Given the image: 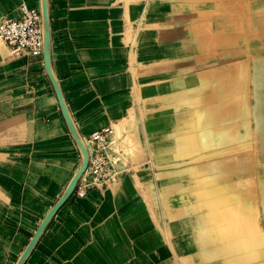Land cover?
I'll return each mask as SVG.
<instances>
[{"label": "rangeland", "instance_id": "374dc122", "mask_svg": "<svg viewBox=\"0 0 264 264\" xmlns=\"http://www.w3.org/2000/svg\"><path fill=\"white\" fill-rule=\"evenodd\" d=\"M119 3L122 11L116 16L125 23L121 21L109 35L127 53L130 50L120 77L130 88L132 104L106 128L110 131L102 145L114 161L113 153L118 154L122 171L101 201L105 195L117 198L119 188L130 182L139 186L142 196L151 200L148 209L163 235L167 264H264V125L258 131L250 119L253 130L247 131L240 116L244 107L255 106L249 76L254 58L264 56V0ZM145 33L148 36L143 38ZM3 41L0 38L2 49ZM7 49L9 54L0 55V64L15 61ZM132 114L139 119L137 126L148 130L142 144L133 151L110 147L111 131L130 133L121 124ZM200 136L217 145L201 149ZM186 139L190 146L183 147ZM82 159L80 151L76 160ZM204 173L214 176L198 183ZM181 179L185 185L199 184L198 206L176 208L177 193L186 190L178 189L182 184H167ZM230 205L236 209L232 215L227 210ZM197 212L199 219H207L198 229L215 232L216 249L206 253L207 247L198 244L193 253H181L177 240L182 236L174 227L180 220L183 239L187 238L195 229L187 219ZM234 222L240 227L234 228ZM160 259L158 252L156 260Z\"/></svg>", "mask_w": 264, "mask_h": 264}, {"label": "crops", "instance_id": "0c3cea01", "mask_svg": "<svg viewBox=\"0 0 264 264\" xmlns=\"http://www.w3.org/2000/svg\"><path fill=\"white\" fill-rule=\"evenodd\" d=\"M25 1L41 8L42 0H0V16ZM119 6V0H47L49 59L45 52L43 63L0 64V264L168 263L163 235L149 213L151 200L134 182L126 191L119 188L117 198L105 195L102 201L71 194L32 243L79 170L81 149L59 95L81 139L106 129L131 107L130 88L120 77L130 50L109 35L125 23L116 16ZM0 55L7 56L1 46ZM177 184L186 191L177 193L176 208L198 206L199 184L181 179L167 185ZM201 219L191 214L187 220L195 229L185 239L177 221L181 253H193L203 233L216 237L211 228L198 229ZM215 244L207 247L209 253Z\"/></svg>", "mask_w": 264, "mask_h": 264}, {"label": "built area", "instance_id": "2783aa9c", "mask_svg": "<svg viewBox=\"0 0 264 264\" xmlns=\"http://www.w3.org/2000/svg\"><path fill=\"white\" fill-rule=\"evenodd\" d=\"M0 37L15 55V59L39 61L43 63L45 54V18L41 8L20 4L15 11L0 16ZM108 129L92 133L89 137L94 149L87 155L85 173L77 181L73 195L79 199L98 200L105 189L115 184L119 167L117 153L114 161L109 150L102 145ZM82 160L79 162V169Z\"/></svg>", "mask_w": 264, "mask_h": 264}, {"label": "bare ground", "instance_id": "6f19581e", "mask_svg": "<svg viewBox=\"0 0 264 264\" xmlns=\"http://www.w3.org/2000/svg\"><path fill=\"white\" fill-rule=\"evenodd\" d=\"M41 10H42V12L44 10H46L48 13L47 0H46V6L45 7L43 6V0H42ZM156 19H157V17L154 16L152 24L155 22ZM175 23L176 22H169V23H167V25L175 24ZM192 27H194V26H192ZM144 36L147 37L148 36L147 33H145L143 35V38H144ZM241 38H242V36H241ZM7 48L8 47L6 46V48L3 49L4 53L6 55L9 54V50ZM252 69H253V71H252L251 75L249 76L250 77L249 81L253 85V88H252L253 91L252 92H253V96L255 98V106H254V108H248V107L245 108L244 107L240 113V116L244 120L243 125H244V127H246L247 131L253 130V126L250 127L249 123H250V119L251 120L254 119L255 124H256V129L258 131L262 132L263 125H264V56L254 58ZM138 123H139V119L133 114L131 116H129V118L125 119L121 124V128H125V129L128 128V130H130V133H127V135H125V134L121 135L120 129L119 130L117 129L115 131H111L112 134L109 138L110 139V142H109L110 147L115 149L116 146L118 147V145H119V148H121V150L133 151L138 146H140V144H142V136L146 133V131L148 132V130L147 129L145 130L144 126H142V128L138 127L137 126ZM109 131H110V129H109ZM238 136H239L238 137L239 139L243 138V134L241 132H239ZM188 139L190 140V138H188ZM188 139H186V141L184 140L182 142L183 147H187V146H190V144H192V141H191L192 139L190 140V144H189V142H187V141H189ZM80 140L82 141L84 148L86 149V152L88 155V150H89V152H91L94 149V143L91 140L86 139V138H82V139L80 138ZM119 142H121V143H119ZM198 143H199V146L201 149H205L207 147L208 148H215V146L217 145L215 142L209 140L206 136H200L198 139ZM80 151L82 154V158H83L82 161H83L85 158V152L83 151V149ZM213 176H214L213 174H209V173L200 174L198 176L199 178L197 179V182L200 183V182L205 181L207 179H211ZM263 201H264V194H263ZM214 203L215 202H213V204ZM219 203H223V201H220ZM263 205H264V202H263ZM227 210H228V214L232 215V213H230V212L232 210L235 211L236 209H235V207H232L230 205V206H227ZM236 214H238V213H235V215ZM202 218L203 219H201L199 224H198L199 226H203V224L207 222V219H205L204 216H202ZM233 227L237 228V227H240V225L238 224V222H234ZM200 229L201 230H208V227H206V228L200 227ZM196 242H198V244L200 246L204 245V246L208 247L214 243V240L211 236L207 235V233H203V235L199 236V239L198 238L196 239ZM203 250H206V253L209 251V249H204V248H203Z\"/></svg>", "mask_w": 264, "mask_h": 264}, {"label": "water", "instance_id": "95a60500", "mask_svg": "<svg viewBox=\"0 0 264 264\" xmlns=\"http://www.w3.org/2000/svg\"><path fill=\"white\" fill-rule=\"evenodd\" d=\"M43 6L45 7L46 6V0H43ZM43 15H44V18H45V28H46V32H45V52L47 53V59H49V48H50V35H49V25H48V21H47V11L44 10L43 11ZM48 67H49V64H48ZM50 74V73H49ZM50 77L52 80H54V78L52 77V75L50 74ZM59 105H60V108L62 110V113L64 114L65 116V119L67 121V124L69 126V129L71 131V134L73 135L75 141L78 143L79 147L81 148V150L83 149V151L85 152V158L84 160L82 161L81 163V167L79 169V171L75 174V176L73 177L72 181H71V184L69 185V188L66 192V196L61 198L56 204L55 206L52 208V210L49 212V214L44 218V220L42 221V223L40 224L33 240H32V243H34L38 238L39 236L41 235L42 231L44 230V228L46 227L47 223L49 222V220L52 218V216L59 210V208L65 203V201H67L69 199V197L71 196V194L73 193L75 187H76V184H77V181L79 179V177L86 171V167H87V152H86V149L84 148V145L82 143V141L80 140V138L78 137L75 129H74V126H73V123L71 121V118L67 112V109L65 107V103L63 101V98L61 97V95H59ZM26 255V253H25Z\"/></svg>", "mask_w": 264, "mask_h": 264}]
</instances>
